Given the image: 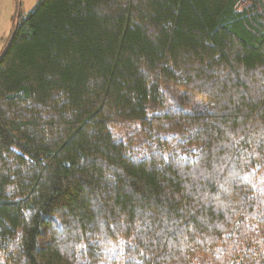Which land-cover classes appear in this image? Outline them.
Segmentation results:
<instances>
[{
  "label": "trees",
  "instance_id": "obj_1",
  "mask_svg": "<svg viewBox=\"0 0 264 264\" xmlns=\"http://www.w3.org/2000/svg\"><path fill=\"white\" fill-rule=\"evenodd\" d=\"M0 55V264H264V0H38Z\"/></svg>",
  "mask_w": 264,
  "mask_h": 264
},
{
  "label": "rangeland",
  "instance_id": "obj_2",
  "mask_svg": "<svg viewBox=\"0 0 264 264\" xmlns=\"http://www.w3.org/2000/svg\"><path fill=\"white\" fill-rule=\"evenodd\" d=\"M38 0H0V55L12 30V24L19 12L26 16L36 6Z\"/></svg>",
  "mask_w": 264,
  "mask_h": 264
}]
</instances>
